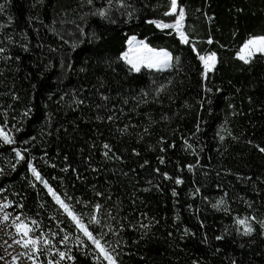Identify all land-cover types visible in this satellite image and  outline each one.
<instances>
[{"label":"trees","instance_id":"1","mask_svg":"<svg viewBox=\"0 0 264 264\" xmlns=\"http://www.w3.org/2000/svg\"><path fill=\"white\" fill-rule=\"evenodd\" d=\"M106 3L96 0V7ZM125 3L130 7L113 0L116 23H111L86 15L93 9L85 0H0L5 4L0 47L7 49L0 54V124L14 132L16 141L9 145L0 138V188L6 189L0 196L15 202L9 208L12 214L38 221L35 235L47 234L56 247L76 256L66 264H97L94 246H77L71 237L67 245L58 243L65 231L77 234L76 228L43 184L32 186L34 178L24 161L11 170L13 149L20 147L71 202L91 201L76 204L86 222L96 214L93 204L103 206L99 215L104 239L120 243V264H264V229L253 222L256 231L244 235L235 223L237 215L264 219V153L255 147L264 146V59L248 65L235 55L250 34L264 33V0H182L185 27L197 48L218 54L208 80L189 45L169 35L171 30L147 22H170L163 15L169 0ZM128 11L134 13L130 21ZM93 33L102 39L95 40ZM131 35L169 48L181 57L180 63L174 61L173 68L163 71L128 72L116 57ZM8 55L12 59L3 58ZM161 84L165 89L157 94ZM205 85L213 91L206 93ZM78 99L86 102L78 104ZM26 108L31 109L28 115ZM110 115L112 120L107 119ZM125 125L127 132H121ZM104 142L112 146L109 155L114 152L123 159L106 158ZM189 164L195 166L192 171ZM164 172L182 177L184 183L176 184ZM222 196L229 211L211 207ZM185 226L195 235L181 238Z\"/></svg>","mask_w":264,"mask_h":264},{"label":"snow or ice","instance_id":"2","mask_svg":"<svg viewBox=\"0 0 264 264\" xmlns=\"http://www.w3.org/2000/svg\"><path fill=\"white\" fill-rule=\"evenodd\" d=\"M7 3L8 0H5ZM116 3L123 6L124 8L130 7V5L125 3V0H116ZM85 4L88 6H92V11L86 15H92L97 16L106 20H109L111 23H116L115 20L111 17V9L113 7V0H107V3L105 5H102L100 7H96V0H85ZM5 11V4H0V13ZM242 11V9H241ZM133 12L128 11L126 12V15L128 17V20L130 21L133 18ZM163 15L170 19V22H166L165 19H150L147 22L149 24H153L156 26V28L165 30L169 29L171 30L169 32V35H172L173 33L178 37L179 41L184 45H189L191 51L195 54L198 61L202 63V71L201 75L204 78V80H208L210 73H214L217 68L218 64V54L216 51L213 50H207L204 52H201L199 48H197L196 44V38H194L189 31L186 30L185 27V21L187 17V11L186 7L183 5L182 0H169L167 11L163 13ZM207 15V14H205ZM9 20L12 19L11 16L8 17ZM83 19V18H82ZM209 20L212 19L211 16L208 17ZM5 26L3 24H0V29H3ZM79 27V26H77ZM55 30V29H53ZM80 31L83 35H87L83 32V29L80 28ZM62 40L64 39L63 36L60 37ZM93 38L95 40H101L102 37L97 35L96 33H93ZM7 39L9 41H13L12 36H8ZM83 39L79 41V43H83ZM213 42V39L211 36L208 37L207 43L211 44ZM67 43V41H66ZM127 47L120 51L119 54L116 57L117 62H123L127 65V71L133 72V73H140L142 69H150V70H156V71H163L166 69L173 68L174 61L178 65L181 61V57L174 55V52L169 50L167 47H153L151 43L148 42L147 37L144 39H138L136 35H131L127 37L126 40ZM25 50L28 49V45L24 44L22 46ZM73 47H75V44H73ZM223 47V46H222ZM7 49L6 47H0V54L6 53ZM236 57L244 62L245 64L252 65L253 63L257 62L258 59H264V33L260 34H250L240 45L238 51L235 53ZM4 59L10 60L12 57L10 55L3 57ZM15 59L19 60L20 57L17 56ZM51 64V62H49ZM109 65L113 63L112 61H108ZM67 68L71 69L72 64L69 61L67 63ZM83 71V69H81ZM168 83H171V80L168 81ZM165 85L161 84L159 88L156 90L157 94L164 91ZM213 91L212 88L207 87L205 85V92L211 93ZM15 96V93L13 94ZM67 95V93L65 94ZM147 95V93H145ZM101 96L104 100H107L108 97L104 96L103 93H101ZM15 98H19L16 96ZM86 101L83 99H78L76 103L78 104H84ZM212 101L211 99L208 100L209 106L211 105ZM201 107L204 106V101L200 102ZM97 107H101L100 105H97ZM209 111H211V108L209 107ZM31 112L30 108L25 109V115H28ZM235 114V113H234ZM98 119H104V117H97ZM108 120H112L113 116H107ZM129 128V125H125L123 129H120L121 132H127ZM197 131H199L200 125L197 124L196 126ZM223 129V126H222ZM147 131V129H145ZM0 138L6 143V144H14L16 141L14 139V132L10 133L9 131L5 130V125L0 124ZM164 138L161 137V140ZM221 140H224V136H220ZM187 144V141H185ZM248 143H253L251 140L248 141ZM174 146V145H173ZM104 149L106 150L104 152V156L108 159H123V157L116 155L114 152L112 155H109L110 152H112V146L104 142L103 144ZM187 147L191 148V144H187ZM255 147L261 152L264 153V146H261L259 144H256ZM27 150H22L20 147H15L13 149V152L15 153L14 159L15 163H11L10 167L11 170H15L17 165L24 161L27 164V167L30 169L31 174L33 176L32 186H35L36 182H39L43 184L47 190L48 193H50L52 199L55 201V204L59 205L60 208L63 210V213L66 214L67 218H70V223H73L76 228V233L73 234L71 232L65 231L63 238L58 241L59 244L67 245V242L69 241L70 237L72 238V241L77 246H83V248H88L90 246H94L92 249L94 255H92V259L97 261V264H120L119 256L120 252L117 251V249L120 248V243L116 242L115 244H112L104 239L106 233L102 231V229L105 227V225L102 223V219L100 217V212L102 209V205L100 203H95L92 205L94 212L96 214L88 215L87 222L84 218V213H78L76 209V204H83L87 206V204H91V201H82V200H76L74 203L71 202L72 198L67 197V194L65 193L62 195L60 192H58L52 184L49 183L47 179H45L40 170L37 168V166L32 162L35 160V157H32L31 159H26L25 152ZM132 151L139 155V152L136 149H132ZM46 155V154H45ZM67 159V157H65ZM160 163H165L164 157L161 156ZM149 161L145 160L144 164H148ZM144 165H141L143 167ZM188 169L192 171L194 169V165H187ZM67 168L65 169V171ZM156 172H160V169H155ZM4 174V169L0 168V176ZM164 177L168 179H174L176 184H183V178L180 176L172 177L169 175L168 172H164L162 174ZM158 187V186H157ZM6 189L0 188V193L5 192ZM196 191H199V188L196 189ZM173 195H176V189H172ZM99 196H103V193H97ZM195 195V193H193ZM227 195V193H225ZM207 199V198H205ZM15 202L9 199H3L0 200V224H8L12 229H14V232L7 233L10 238L12 239V243L8 244L7 241H4V245H6V248H10L13 245H20L25 251H23L22 255L24 257H27L30 261H32V264H45L44 261L40 260L39 257L41 255V250L43 248L44 254L46 256V264H62V261L65 260H71L75 261L76 256L71 254V251H63L60 248L56 247V243L49 239V236L47 234L40 236V235H34L35 233V225H38V221L35 219H32L31 217H23V213H19L16 215H13L12 213L5 211V209L10 208ZM19 208H23V204L18 205ZM190 209H192V205H188ZM211 207L213 209H222L224 211H229L227 207V202L225 201L224 197H220L215 203L211 204ZM109 217L111 216V212L109 210L108 212ZM177 220L180 219L179 216L176 217ZM158 223V221H156ZM253 222H257L261 229H264V219L257 220V217L255 215L248 217L244 216L241 217L239 215L235 218V223L240 226L238 229L239 231H242L244 235H251L256 231V228L253 226ZM58 224H62L63 221L58 220ZM201 225L203 224V221H200ZM91 225L98 226L101 231L97 234L94 232V230L91 228ZM109 227V231L112 230L111 226ZM121 227L123 225L121 224ZM132 227H135V225H132ZM142 228H148L149 225H141ZM52 236L58 235V233H51ZM171 235V233H170ZM184 235H195V232H193L191 229L187 228L185 226L183 230V234L181 238H183ZM85 239L87 241L91 242V245L85 243ZM217 240L223 239V236H217L215 237ZM205 242H207V234L205 233ZM243 246V245H241ZM89 253H85V255H88ZM55 257V258H54ZM19 256H12V260L10 264H18ZM4 260V256H0V261ZM193 264H201L200 261H194ZM232 264H236V261L233 260Z\"/></svg>","mask_w":264,"mask_h":264},{"label":"rangeland","instance_id":"3","mask_svg":"<svg viewBox=\"0 0 264 264\" xmlns=\"http://www.w3.org/2000/svg\"><path fill=\"white\" fill-rule=\"evenodd\" d=\"M3 199H5V197L0 196V200H3ZM5 211L12 213L9 210V208L5 209ZM10 232H14V229H12L6 223L0 224V256H4V260L0 261V264H10V262L12 260V256H19L20 257L18 264H32V261H30L27 257H24L22 255L23 251H25V250L20 245H13L10 248H6V245H4V241H7L8 244L12 243V239L7 234ZM39 259L44 261L46 264V256L44 254L43 248L41 250V255H40ZM62 264H66V262L62 261Z\"/></svg>","mask_w":264,"mask_h":264}]
</instances>
